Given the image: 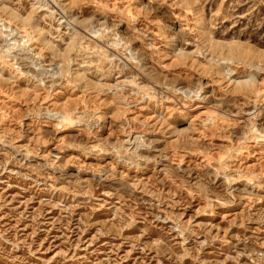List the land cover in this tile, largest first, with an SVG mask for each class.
Returning a JSON list of instances; mask_svg holds the SVG:
<instances>
[{
  "label": "rangeland",
  "instance_id": "374dc122",
  "mask_svg": "<svg viewBox=\"0 0 264 264\" xmlns=\"http://www.w3.org/2000/svg\"><path fill=\"white\" fill-rule=\"evenodd\" d=\"M0 264H264V0H0Z\"/></svg>",
  "mask_w": 264,
  "mask_h": 264
}]
</instances>
